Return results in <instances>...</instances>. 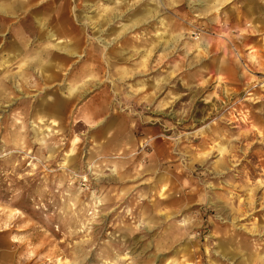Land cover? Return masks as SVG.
Segmentation results:
<instances>
[{"label":"clouds","instance_id":"clouds-1","mask_svg":"<svg viewBox=\"0 0 264 264\" xmlns=\"http://www.w3.org/2000/svg\"><path fill=\"white\" fill-rule=\"evenodd\" d=\"M0 264H264V0H0Z\"/></svg>","mask_w":264,"mask_h":264}]
</instances>
